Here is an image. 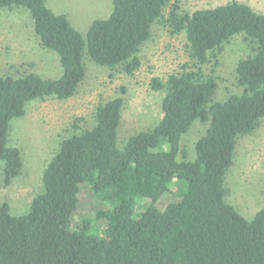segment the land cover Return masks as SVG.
I'll use <instances>...</instances> for the list:
<instances>
[{"label": "trees", "instance_id": "16d2710c", "mask_svg": "<svg viewBox=\"0 0 264 264\" xmlns=\"http://www.w3.org/2000/svg\"><path fill=\"white\" fill-rule=\"evenodd\" d=\"M181 1L112 0V14L93 21L84 37L47 0H0L1 9L29 12L40 48L56 53L62 69L56 79L0 77L5 186L23 171L21 149L9 146L11 122L32 101L74 97L86 79L85 52L98 66L133 77L153 26L164 23L171 35H185L194 62L152 80L153 90L165 92L163 117L152 130L120 141L125 100L118 96L96 108L92 128L60 142L29 210L14 215L7 203L0 207V264H264V208L247 220L225 188L239 138L264 122V13L232 1L190 14ZM241 33L252 46L235 68L242 92L216 101L215 68ZM196 122L207 130L190 160L184 141ZM82 187L106 208L73 230ZM167 194L175 200L160 208Z\"/></svg>", "mask_w": 264, "mask_h": 264}, {"label": "rangeland", "instance_id": "374dc122", "mask_svg": "<svg viewBox=\"0 0 264 264\" xmlns=\"http://www.w3.org/2000/svg\"><path fill=\"white\" fill-rule=\"evenodd\" d=\"M232 1L247 4L264 13V0H182L180 4L185 12L192 14ZM47 4L53 12L66 15L84 37L93 21L106 19L113 11L112 0H47ZM152 33V39L139 53L142 66L133 77L119 69L98 66L85 52L86 79L74 97L65 101L56 98L32 101L26 107V115L11 122L9 146L21 149L23 171L10 186H5L4 163L0 161V207L7 203L14 215L29 210L33 199L43 191L44 169L60 142L72 134L92 128L96 108L101 103L118 96L124 98L119 133L122 142L138 132L157 126L163 117L165 92L153 90L152 80L160 78L165 81L169 75L182 72L184 66L193 67L194 62L186 48L185 35H171L164 23L155 24ZM251 52L252 46L242 33L234 36L226 45L219 66L215 68L219 84L216 101L223 102L230 94H241L242 89L236 83L235 68L238 61ZM212 69L213 64L208 65L204 74L210 75ZM25 72H33L46 79L59 78L62 74L59 56L40 48L28 11L0 8V77ZM195 124L184 141L190 160L196 158L195 142L207 130L206 125ZM225 188L229 193V203L247 220H253L264 208V122L253 134L239 138L233 165L225 178ZM174 200L172 194H167L158 206L164 208ZM147 205V202L140 201L141 209ZM105 208L88 188L82 187L80 204L71 228L77 229L85 219L93 218L97 211ZM98 225L104 228L106 223L100 220Z\"/></svg>", "mask_w": 264, "mask_h": 264}]
</instances>
